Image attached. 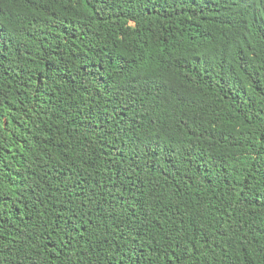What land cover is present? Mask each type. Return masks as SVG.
<instances>
[{
  "label": "trees",
  "instance_id": "trees-1",
  "mask_svg": "<svg viewBox=\"0 0 264 264\" xmlns=\"http://www.w3.org/2000/svg\"><path fill=\"white\" fill-rule=\"evenodd\" d=\"M0 264H264V0H0Z\"/></svg>",
  "mask_w": 264,
  "mask_h": 264
}]
</instances>
